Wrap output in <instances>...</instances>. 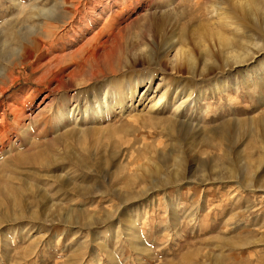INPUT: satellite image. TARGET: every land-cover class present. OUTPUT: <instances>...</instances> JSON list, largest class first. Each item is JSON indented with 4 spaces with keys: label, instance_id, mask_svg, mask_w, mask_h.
I'll use <instances>...</instances> for the list:
<instances>
[{
    "label": "rangeland",
    "instance_id": "1",
    "mask_svg": "<svg viewBox=\"0 0 264 264\" xmlns=\"http://www.w3.org/2000/svg\"><path fill=\"white\" fill-rule=\"evenodd\" d=\"M84 1L0 0V87L16 80L0 95V264H264V188L249 187L252 175L260 172L264 187V157L255 166L264 148L250 150V137L239 125L264 121V0ZM73 8L81 14L123 12L112 35L103 38L108 40L105 47L89 46L82 57L88 59L86 65L69 63L59 73L56 79L63 77V88L56 80L40 84V43L45 39L48 46L56 45L57 53L68 49L73 33L82 28L78 17L71 25L65 20ZM45 12L57 17L47 20ZM143 43H152L149 55L140 50ZM171 43L177 44L170 50ZM177 48L186 57L173 64ZM230 50L243 52L245 62L237 65L240 59L229 58ZM189 53L196 61L187 60ZM27 56L32 58L23 65ZM74 70V77L84 80L78 87L67 79ZM97 72L101 79L89 80ZM199 73L201 78L194 81L192 75ZM149 76L151 82L102 123L122 126V142L139 141L133 147L122 144L118 151L115 130L102 141L109 147L98 146L89 156L83 141L72 143L89 173L77 168L71 172L70 159L58 153L64 144L47 146L48 161L16 162L15 157L32 153L34 147L43 149L46 140L54 139L44 136L45 128L52 127V117L67 98L83 109L92 89L116 90ZM164 95L167 106L150 110L151 102ZM183 101L187 103L178 117L198 130L184 127L180 136H172L163 120ZM148 119L157 128L144 127ZM17 121L29 127L30 136L22 137ZM227 125L238 129L234 143L247 157L233 158L222 141L218 152L194 143ZM149 146L157 153L146 151ZM215 152L223 163L221 180L174 183V176L212 171ZM53 157L58 158L55 164ZM111 158L115 165L99 166V160ZM62 174L76 186H99L71 192L60 188ZM130 179L137 183L126 186Z\"/></svg>",
    "mask_w": 264,
    "mask_h": 264
},
{
    "label": "bare ground",
    "instance_id": "2",
    "mask_svg": "<svg viewBox=\"0 0 264 264\" xmlns=\"http://www.w3.org/2000/svg\"><path fill=\"white\" fill-rule=\"evenodd\" d=\"M114 2H115V0H114ZM88 3H89L88 0H85L83 4H88ZM81 4L79 3V5H81ZM260 6H259V8H260ZM74 10H75L74 12L68 13V17L66 16L65 20H69L68 24L71 25V23H73L75 21V19L78 17L77 18L78 20L76 19L77 23H78V26L82 27V28L79 29L80 31L73 33V38L68 43V49H67V47L66 48H62V49L59 50V53H57V52H55L56 45L48 46L45 42H43L45 39L43 41H41V43H40L39 54L37 56V59H38V57H41L42 69L44 70L42 72L41 76L38 79L36 78L37 82L40 83V84H44L46 86H49L51 83H53L54 80H56L57 82H59L58 83L59 87L63 88V83H64L63 77H61L59 79H56L57 76L59 75V73L62 72L64 70V67L69 65V63H75L76 65H78L80 63V61H83L85 63V65H86V62L88 61V59L84 60L82 57H83V54L86 51L89 50V46L94 44L97 48L98 47H101V48L105 47V45L108 42V40H103V38L106 37L108 39L112 35L113 30L115 29L114 25L119 21V19L121 17V14L123 12V10H122L121 12H115V13L111 14V16L110 15L106 16V12L104 10H102L98 14H89L86 11H85V14H81L77 9H74ZM45 13L46 14H44V16H45L44 18L47 19V20H51V18L54 19V18L57 17L54 14L51 15V16H48V15H50V12H45ZM110 13H112V12L110 11ZM253 13H255V12H253ZM261 13H262V17H263V20H264V11L261 12ZM259 16H261V15H259ZM158 27H159V25H158ZM240 29H241L240 27L237 28V30H240ZM147 32H151V31L149 29H147ZM145 36H146V34H145ZM192 36H191V38H192ZM244 43H246V42H244ZM45 44L47 46H45ZM175 44H177V43H171V45L169 46L170 50ZM248 44H250V42ZM151 45H152V43H149L148 45L146 43H143L142 44L143 47H141L143 49H140V48L139 49L142 52H144L145 54L149 55V52H151L149 46H151ZM255 45H256V48H257V45H259L258 42L256 43V41H255ZM72 46L74 48L69 50V47H72ZM244 46H245V44H244ZM245 47L248 48L249 45H248V47L247 46H245ZM251 47H252V44H251ZM261 47H262V45H261ZM242 49H244V48H242ZM56 50H58V49H56ZM67 50H69V51H67ZM237 50H239V49H237ZM237 50H230L228 57L229 58H233V61H235V62L240 59L238 63L236 62V64L239 65V63H241V62H243V61L245 62V59H243L244 53L243 52H237ZM247 51H248V49H247ZM49 52H50V54H49ZM255 54H257V53H255ZM183 55H185V51H183L182 48H179V49L177 48L176 56H175V58H173V59H175L173 61L174 62L173 64H175L176 59L177 60L180 59ZM209 55L210 54H208V58H209ZM252 55H250V56H252ZM247 56L249 57V53H247L245 57H247ZM145 57H146V55H145ZM185 57H186V55H185ZM30 58H32V57L27 56L21 63L23 65H25L26 63H28L30 61ZM93 58H94V56H93ZM188 59H193V57H191L190 53L187 55V60ZM193 60L196 61L195 59H193ZM207 60H209V59H207ZM225 61H226V59H225ZM192 62H190L191 64L189 63L190 66L192 65ZM39 63L41 64V62H39ZM134 63H136V62H134ZM168 63L170 64V62H168ZM212 63H214V62H212ZM193 64H196V63H193ZM215 65H216V63H215ZM190 66H188V67H190ZM192 71H191V73H192ZM194 72L195 71H193V73ZM75 73H76L75 70L72 71L70 73V75L67 76V79L69 80V83H72V84H74L75 87H78L79 85L82 84V82L84 80L82 81V80H79V79L75 78L74 77ZM196 73H198V71ZM261 73L262 72L260 71L259 74L261 75ZM196 78H201L200 73L197 74V75H194V74L192 75V79L193 80L196 79ZM98 79H101V77H99V72L93 73L89 77V80H91L93 82L97 81ZM103 79H105V77ZM151 79H152V77L149 76L146 79L136 80V81H133V82H129L127 84L125 83L124 86H122L121 88L116 89V90H112L111 88H106V89L102 90V89H100L98 87L95 90L92 89L93 90V96H92V98H91V100L89 102L87 101L88 103H87V105L85 104L86 107H84L83 109H81V107L78 108L77 104L72 106V103H75V100L73 99V97L72 98L69 97V99L67 98V100L65 99L67 101L66 104L63 105V106H60L58 108V110H57V113H55L54 117H52V127L49 126L48 128H45V132H44L45 135L43 134L44 136H49L50 134H52L53 136L55 135L54 139H51L50 141L46 140V142H45L46 146L43 149H38V147H36V148L34 147L35 150L32 153H23V154H21V156L15 157L16 162H18L19 165H21V164H32V165H35L37 163L36 160H38V158H43V159L46 158L45 161L46 160L48 161L49 157L47 155L49 153L50 148L48 149L47 146H49V145L51 146V145H54V144H56V145L64 144V145L61 146V150H59L58 153L62 152V156L64 157L63 160H69L70 159L71 163L74 165V170L71 171V172H77V169H83L82 170L83 172L86 171V172L89 173L90 172L89 168H88L89 165L87 166V164H84L82 161L77 159V157L75 155L76 152H74L75 150L73 149V147L71 145L72 143L79 144L81 141H83V152L87 156H89L90 152H93L94 150H96V148L98 146H101V147H104V148L105 147L106 148L109 147L106 144V142L104 143L102 141L104 140L105 134H107V132L109 133V132H111V131L113 132V130H115L116 131L115 133H117L118 136H120L118 143H120L121 146H119L118 151L122 150V144L125 145V146H128L130 148L133 147L135 145V143H137L139 141H137V140L134 141L133 140V141H131V143L128 142V141L122 142L124 140V139L121 138L122 134L124 133V131H123L124 129L122 128V126L113 127V126H106L105 125L103 127L102 123H103L104 120L108 121L107 116L114 114L116 112V110L121 111L123 109V107L129 101H132L135 98V96L137 95V92H138V90L140 88H142L145 85H148V83L151 82ZM15 82H16L15 79H10V83L4 84L2 87H0V95L4 91H6L7 88H9L10 85H13ZM165 98H166V95L160 97L159 99H157V101L154 103V105H152V102H151L150 110H155L158 107H160L161 105L166 107L167 106L166 102H164ZM186 103H187V101H183V102H180L179 104H177L175 106H172L173 107V109H172L173 110V116L170 119L169 118L166 119V121L163 120L164 121V127H165L166 131L172 136L173 135L180 136L179 132L182 131V129L184 127L187 130H190V128H192V129H196L197 128L196 125H192V124H188L187 122H183L182 119L180 120V118L177 115L178 113H181L183 111L182 108L186 105ZM148 120L149 121H148L147 124L146 123H142V125L144 127H147V128H150V129H154V127H156V126L153 127L152 126L153 124L152 123H151L152 125L150 124V121H152V119H148ZM159 121H162V120H159ZM253 122L252 121H248V120L247 121H242L239 125H241L240 127H242L244 129L243 131H245V132H242L243 135H245L246 137H250L249 138L250 140L248 141L251 144V146H250L251 149L250 150H252V151L253 150H255V151L256 150H260V152H262L263 148H264V121H260L259 120L258 126H256ZM47 123H50V122H47ZM16 124H17L16 125L17 128L20 127L19 131H20L22 137H24V136L26 137V136H30L31 135V132H30V135H29V131H28L29 127H26L25 125H22L23 123L19 124L18 121H17ZM90 124L93 125V126L92 127L89 126ZM97 124L101 125V128H96V127H98ZM197 130H198V128H197ZM223 130L224 131H222V130H211V131H208V133L206 135V138L204 137L203 139H200V140L197 139V140H195L194 143H196V144L197 143L198 144L199 143L204 144L205 146H209L212 149H214L216 152H218V150H220V147L223 145L222 142H225L226 143V147L225 148L227 150L226 152L229 153V155L232 156L235 159H237L238 157L240 158L242 154L238 150L239 149L238 146H237L238 143H234V137H235V135H237L238 129H236V127H234L232 125H227V127H224ZM205 134H206V132H205ZM254 138H255V140H254ZM237 139H238V137H237ZM257 139H258V142H256ZM194 143H193V145H194ZM9 144L11 145L12 143H9ZM90 144H91L92 147L88 146ZM8 148L11 149V150L8 149L10 152L13 149L10 146ZM79 150H81V149H79ZM145 150L146 151H151L152 153L153 152L157 153V150H155L154 148H152L150 146L147 147ZM27 152H29V151L27 150ZM216 152H215V155L212 156V158L216 156L214 159H212V162L214 163L213 166H212V171L208 172V174H201V175L195 176V177H187L186 176L187 178L186 177H178V176L176 177V176H174V178L172 177L174 179V183L175 184H180L183 181H190V182L191 181H193V182L195 181V182H199V183H208L210 181L221 180V173L219 172L220 171L219 169L222 168L223 163H222V160H221V155L220 154H216ZM27 154H29V155H27ZM85 154H83V155H85ZM246 155H248V154L246 153ZM246 155L245 154L242 155V158H243V156L245 157ZM263 157H264V154L262 153L259 156V158H257L255 160V166H257V165L260 166V163L263 162L262 161ZM242 158H240V159H242ZM51 161H52V163L55 164V163L58 162V158L53 157V158H51ZM248 162H249V160H248ZM98 163H99L100 167L102 166V164H104V165H106V164L115 165L116 164L114 158L108 159V161L99 160ZM39 164L41 166H43L44 162L43 163L39 162ZM255 166H253V167H255ZM205 167H207V166H205ZM256 169L259 170V167L256 168ZM260 173L258 175H252V177H251L252 183L249 186L251 189L252 188H257L259 190V188L260 189L264 188L263 187V183L261 182L262 181V176L260 175ZM64 177L65 178L68 177V174H62V175L58 176V179H60L59 182H61L60 183V188L68 190V191H71V192L72 191L73 192L76 191V193H77V190H81V189L88 190V191L90 190L91 191L92 188H95V187L99 186L97 184H92V185L89 184V185L84 186V187L83 186H76L75 184L70 182L68 179L65 180ZM241 179L242 178H240V180ZM121 181H123V180H121ZM136 183L137 182H135V181L130 179V180L125 182V185L126 186H131V185H135ZM128 188H130V187H128ZM45 204H47V203H45Z\"/></svg>",
    "mask_w": 264,
    "mask_h": 264
}]
</instances>
